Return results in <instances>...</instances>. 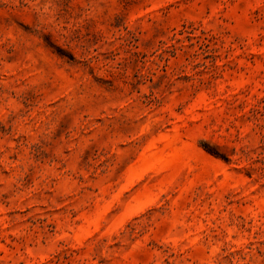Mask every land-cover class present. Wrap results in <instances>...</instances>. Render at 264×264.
Here are the masks:
<instances>
[{
  "label": "rangeland",
  "instance_id": "rangeland-1",
  "mask_svg": "<svg viewBox=\"0 0 264 264\" xmlns=\"http://www.w3.org/2000/svg\"><path fill=\"white\" fill-rule=\"evenodd\" d=\"M0 264H264V0H0Z\"/></svg>",
  "mask_w": 264,
  "mask_h": 264
}]
</instances>
